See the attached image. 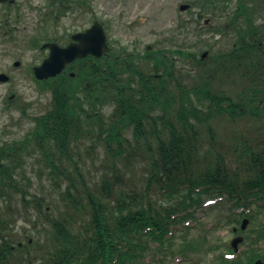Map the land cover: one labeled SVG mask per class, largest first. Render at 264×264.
<instances>
[{"label":"trees","instance_id":"16d2710c","mask_svg":"<svg viewBox=\"0 0 264 264\" xmlns=\"http://www.w3.org/2000/svg\"><path fill=\"white\" fill-rule=\"evenodd\" d=\"M242 1L225 26L234 33L230 49L207 60L172 49L145 55L110 49L101 58L74 63L76 78L65 73L45 83L50 108L24 140L3 149L0 264H13L12 259L21 264L18 256H29L28 247L46 255L40 264H166L169 257L186 258L204 248L233 252L228 244H208L214 239L206 235L190 244L184 236L181 246L174 237L191 231L182 225L195 220L208 197L226 198L236 207L264 201V25L256 24L252 7ZM174 56L195 64L197 72L177 69ZM224 117L248 123L230 128L229 139L227 134L219 141L214 124ZM201 130L210 135L207 146ZM99 149L101 156L91 163L100 169L96 176L83 154ZM24 154L40 157L43 172L36 178L47 173L59 204L44 189L43 196L28 191ZM136 165L144 170L141 179L132 172ZM31 207L41 221L29 215ZM213 210L220 214L218 228L255 219L220 205L206 217ZM18 213L41 224L37 232L47 233L44 245L31 236L14 239L9 225ZM254 233L249 243L264 242V229ZM257 259L264 260V251L248 248L233 260L220 255L215 264Z\"/></svg>","mask_w":264,"mask_h":264},{"label":"rangeland","instance_id":"374dc122","mask_svg":"<svg viewBox=\"0 0 264 264\" xmlns=\"http://www.w3.org/2000/svg\"><path fill=\"white\" fill-rule=\"evenodd\" d=\"M50 1L28 0L27 2V0H22L14 10L16 19L18 14L21 15L18 18L20 19L19 28L12 33V37L6 35L4 29L0 31V74L6 75L10 80L9 84H0V96H2L0 100V143L2 144L8 145L24 140L30 130L35 127L38 116L45 113L51 106L50 92L30 74L33 67L41 65L43 60L48 57V52L41 49L44 43L56 40L64 46L71 34L78 31L83 32L84 29L90 28L95 21H98L105 27L111 49L132 55H145L147 50L172 49L185 53H195L197 58L206 53L205 60H207L213 53L225 52L230 49L234 33L230 31L231 27L225 28V26L229 25V20L238 5L237 0H218L215 5L217 8L213 11L211 7L208 8L204 5L205 0H91V11H82L80 14L77 13L76 9H68L66 13L63 11L66 15L60 16L58 23L54 26L49 20L55 18L54 10L56 9L50 8ZM69 2L73 8L77 7L75 0H66V4ZM26 4H31L32 7L29 8ZM182 6L187 7L185 10H181ZM44 14L49 21L47 26L44 22L46 19ZM208 19H212V21L207 25L206 20ZM12 22V25H18V23L15 24L14 17ZM257 22L262 26L264 25V12L258 16ZM174 60L177 63V69L190 71V73H196L198 70L195 64L192 65L190 61L185 62L179 56H174ZM16 63L19 64L16 65ZM71 79L74 78L71 77ZM192 79L193 77H190V87L194 84ZM229 85L231 86L230 83H225L224 87H229ZM234 88L236 89V87ZM7 91L15 93L16 97H14L15 95L11 96V93H7ZM247 123L244 120L231 122L226 117L221 118L214 124L215 137L222 141L228 134L229 139L230 128ZM201 131L202 141L204 146H207L205 144L209 141L210 135L206 130ZM226 139L224 144L229 142ZM87 149L88 147H84L83 152ZM101 153V149L97 150L94 155L82 153L89 162L90 170L96 173L93 175L96 176H99L100 169L94 168L91 163L96 162L95 159L100 157ZM23 156H25L26 161L24 172L27 179L30 180V186L26 183V188H30L28 191L31 194L35 192L40 194L41 189H44L42 194L46 195L49 201L59 204L61 197L52 192L54 189L50 186L47 173L40 180L36 178L37 172H43L42 163H39L40 157L35 155L28 157L26 154ZM229 166L236 170L235 164H229ZM132 172L136 179H141L144 170L140 165H136ZM22 185L25 186L24 183ZM42 194L40 195L43 196ZM17 203L15 201V205ZM221 203V206L227 210L230 209L228 211H236L230 207L228 202ZM3 206L4 203L0 199V210ZM249 206L250 209L247 210V214L254 216L255 219L248 221L246 230H239V226L236 232L231 230L232 227L218 228L220 225L216 226V222L220 215L219 212L213 210V215L206 217V209L204 208L203 210L200 209L196 215L199 222L191 223V226L196 227V229L194 228L187 235L176 232L174 239L176 238L177 245H180L186 236L187 242L190 244V241L193 243L195 241L203 242V237L206 235L209 237L208 239H214L209 240L208 244L220 243L230 246V242L239 237L241 239L238 243L240 251L244 250L245 247L258 248V250L264 251V242L253 245L249 244L246 239V235L248 236L255 226L264 228V206L257 200H252ZM224 214H228V212L225 211ZM29 215L34 218L37 217L41 221L38 212L32 207L29 208ZM23 217L24 214L16 215L14 221L9 225L10 230H12L11 233L16 235L14 239L24 241L31 236L32 239L40 238V243L44 245L46 241L44 235L47 236V233L37 232L41 228V224L34 225L26 222ZM79 220L78 218L77 221ZM77 227L78 225L75 226L74 230ZM212 228L210 233L204 232V229L211 230ZM28 251L30 255L23 257L22 264L29 261L40 264L46 256L43 251L33 249V247L31 249L28 247ZM220 251L223 253L226 249L222 247ZM186 255L185 259L180 255L173 259L169 257L165 263L195 264L190 262V258L201 260L197 264H215L217 262L216 253L205 248L201 252H187ZM11 262L19 264L13 259Z\"/></svg>","mask_w":264,"mask_h":264},{"label":"water","instance_id":"95a60500","mask_svg":"<svg viewBox=\"0 0 264 264\" xmlns=\"http://www.w3.org/2000/svg\"><path fill=\"white\" fill-rule=\"evenodd\" d=\"M5 2L7 0H0ZM187 6H182L181 10H185ZM72 43L62 48L56 43H48L44 48L50 49L49 57L44 60L42 65L34 68L37 79L43 80L55 77L60 74L65 66L78 58H84L88 55L94 57H102L107 54L109 46L105 30L99 22H95L91 28L84 33H77L72 37ZM206 56V53L204 54ZM19 63H16V65ZM9 77L0 74V82H7ZM245 224L243 225V228ZM240 239L233 241L234 248L237 247ZM256 264H262L258 261Z\"/></svg>","mask_w":264,"mask_h":264},{"label":"flooded vegetation","instance_id":"af4514ba","mask_svg":"<svg viewBox=\"0 0 264 264\" xmlns=\"http://www.w3.org/2000/svg\"><path fill=\"white\" fill-rule=\"evenodd\" d=\"M21 1L22 0H7L5 2L0 1V31H2L3 29H4V31L6 30V35H9V37H12V33L15 32V30H17V28H19L20 19H18V18H20L21 15L18 14L17 19H16V16L14 14L15 13L14 10L18 6L19 2H21ZM237 1H238V4H240V0H237ZM27 2H28V0H27ZM75 3L77 6L75 9H76L77 13H79V14L82 11L87 12V11L92 10L91 0L90 1L89 0H75ZM205 3H207V4H205ZM217 3H218V0H205L204 5L208 8L211 7L212 10L214 11L217 8L215 6ZM242 3L245 5L248 4L252 7V9H253V20L255 22H257L258 16L262 12H264V0H243ZM49 5H50V8L56 9V10H54L55 18L49 20V21H52V23H53L52 25H54V26H56V24L58 23L60 16L64 17L66 15L65 13L68 11V9L72 10V6H71L70 2H69V4H66V0H51ZM26 6L29 8L32 7L31 4H26ZM191 8H192V6H191ZM19 13H22V12H19ZM13 17H14V21H16L15 24L18 23V25H12L13 24V22H12ZM44 18H46L44 20V22L47 26V24H49L48 18L46 17V15L44 16ZM211 21H212V19L206 20V24L207 25L210 24ZM239 22L241 24H243L244 20L242 17H240ZM85 30H87V28L84 29L83 31H85ZM78 32H80V31H78ZM73 35H74V33L70 35L66 45H64L65 47L72 42V36ZM53 41H56V40H53ZM51 42L52 41H48L47 43H51ZM61 46H63V45H61ZM46 51L49 54V50L46 49ZM69 66L70 65H68V67ZM33 69H34V67H33ZM33 69L31 71V73H33ZM68 70L72 71L73 68L70 67V69L68 68ZM70 76H71V73H70ZM9 83H10V80L7 83H0V84H9ZM7 93H11V91H7ZM12 95H15L14 97H16L15 93H11V96ZM1 99H2V96H0V100ZM4 100H6L5 97H4ZM4 147H6V145L0 143V161H3V157H4L3 149H4ZM5 155H10L9 151L6 150Z\"/></svg>","mask_w":264,"mask_h":264},{"label":"bare ground","instance_id":"6f19581e","mask_svg":"<svg viewBox=\"0 0 264 264\" xmlns=\"http://www.w3.org/2000/svg\"><path fill=\"white\" fill-rule=\"evenodd\" d=\"M256 24L257 25H260V24H258V22H256ZM180 52H182V51H180ZM43 85V87L45 88V84H42ZM44 88H42V89H44ZM46 89H48V88H46ZM49 91V90H48Z\"/></svg>","mask_w":264,"mask_h":264}]
</instances>
